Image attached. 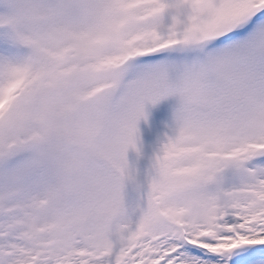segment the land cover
I'll return each mask as SVG.
<instances>
[{
    "label": "snow or ice",
    "instance_id": "1",
    "mask_svg": "<svg viewBox=\"0 0 264 264\" xmlns=\"http://www.w3.org/2000/svg\"><path fill=\"white\" fill-rule=\"evenodd\" d=\"M0 264H264V0H0Z\"/></svg>",
    "mask_w": 264,
    "mask_h": 264
}]
</instances>
